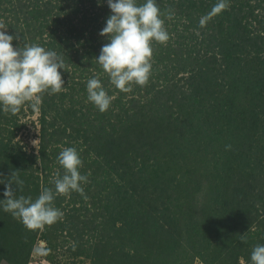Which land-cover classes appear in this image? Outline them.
Instances as JSON below:
<instances>
[{"label": "trees", "instance_id": "obj_1", "mask_svg": "<svg viewBox=\"0 0 264 264\" xmlns=\"http://www.w3.org/2000/svg\"><path fill=\"white\" fill-rule=\"evenodd\" d=\"M216 3L156 0L169 40L152 42L147 83L122 92L95 60L107 0H0L14 48L37 44L65 64L64 89L41 94L36 150L16 140L31 104L0 106V181L16 172L15 195L33 201L55 192L66 147L88 177L82 193L55 195L63 216L43 229L0 204V264H27L40 241L51 264H251L264 245V0H227L200 27ZM93 77L112 97L105 112L88 101Z\"/></svg>", "mask_w": 264, "mask_h": 264}, {"label": "clouds", "instance_id": "obj_2", "mask_svg": "<svg viewBox=\"0 0 264 264\" xmlns=\"http://www.w3.org/2000/svg\"><path fill=\"white\" fill-rule=\"evenodd\" d=\"M111 15L106 26L99 33L108 37L96 62L101 66L109 81L118 90L130 92V85L143 86L151 73L152 42L165 44L169 34L161 19V12L156 0H145L137 4V0H107ZM228 7L227 0H217L211 10L199 20L204 27L217 14ZM171 19V15L168 16ZM7 27L0 20V106L3 111L16 114L26 103L33 110H38L45 92L59 93L64 89L61 69L65 64L55 51L46 50L37 44H26L13 47V37L6 34ZM87 98L100 112L108 110L112 97L104 89L98 77L87 81ZM58 164L64 169L61 176L57 172L52 180V188H43L33 201L23 195L17 197L16 185L22 186L16 172H12L5 183V199L0 201L5 212L20 220L29 230L43 229L62 218L63 213L53 206L55 195L67 194L70 191L83 192L81 183L88 177L81 175L79 168L82 160L74 147L63 148L58 157ZM38 255L44 250L37 248ZM251 264H264V245H257L251 252ZM241 264H244L243 260Z\"/></svg>", "mask_w": 264, "mask_h": 264}, {"label": "rangeland", "instance_id": "obj_3", "mask_svg": "<svg viewBox=\"0 0 264 264\" xmlns=\"http://www.w3.org/2000/svg\"><path fill=\"white\" fill-rule=\"evenodd\" d=\"M36 112L32 115H27L25 117L22 118V123H25L24 128L18 133V136L16 138V140H20L22 143H25L26 145H28L29 147L33 148V149H37V144H38V131H39V113L37 112V110H35ZM68 244H72L69 240ZM45 244L43 242H37V244L34 245L31 255H30V260L36 261L38 262V264H51L46 260V255L49 252V250H45L44 249ZM40 248L44 250V254L42 255H38L36 253V249ZM68 255V254H66ZM71 263H75V264H83L82 262L79 263L78 261H72ZM2 264H7V263H2ZM193 264H201L198 260H196Z\"/></svg>", "mask_w": 264, "mask_h": 264}, {"label": "built area", "instance_id": "obj_4", "mask_svg": "<svg viewBox=\"0 0 264 264\" xmlns=\"http://www.w3.org/2000/svg\"><path fill=\"white\" fill-rule=\"evenodd\" d=\"M27 264H38V262L30 260Z\"/></svg>", "mask_w": 264, "mask_h": 264}]
</instances>
